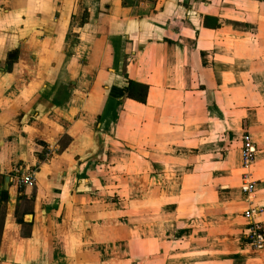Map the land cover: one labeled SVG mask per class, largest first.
<instances>
[{
  "label": "crops",
  "instance_id": "obj_1",
  "mask_svg": "<svg viewBox=\"0 0 264 264\" xmlns=\"http://www.w3.org/2000/svg\"><path fill=\"white\" fill-rule=\"evenodd\" d=\"M249 208L264 0H0V264H264Z\"/></svg>",
  "mask_w": 264,
  "mask_h": 264
},
{
  "label": "built area",
  "instance_id": "obj_2",
  "mask_svg": "<svg viewBox=\"0 0 264 264\" xmlns=\"http://www.w3.org/2000/svg\"><path fill=\"white\" fill-rule=\"evenodd\" d=\"M257 147L251 138L250 134L243 136V144L241 148L242 164L243 167H249L256 158ZM18 182L24 186H34L37 183L36 170L33 168H17L15 170ZM255 182L244 179L242 190L246 194H251L255 190ZM261 208H249L244 212L245 217L249 220L250 226L248 228L247 238L249 244L256 249L264 248V228L261 222L256 221L254 218L259 213Z\"/></svg>",
  "mask_w": 264,
  "mask_h": 264
},
{
  "label": "water",
  "instance_id": "obj_3",
  "mask_svg": "<svg viewBox=\"0 0 264 264\" xmlns=\"http://www.w3.org/2000/svg\"><path fill=\"white\" fill-rule=\"evenodd\" d=\"M9 181H10V178L7 177V178H6V187L9 185Z\"/></svg>",
  "mask_w": 264,
  "mask_h": 264
}]
</instances>
